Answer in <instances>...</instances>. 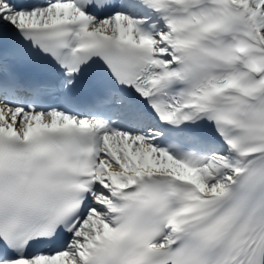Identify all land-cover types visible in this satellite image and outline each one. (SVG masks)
<instances>
[{
	"label": "snow or ice",
	"instance_id": "snow-or-ice-1",
	"mask_svg": "<svg viewBox=\"0 0 264 264\" xmlns=\"http://www.w3.org/2000/svg\"><path fill=\"white\" fill-rule=\"evenodd\" d=\"M0 264H264V0H0Z\"/></svg>",
	"mask_w": 264,
	"mask_h": 264
}]
</instances>
